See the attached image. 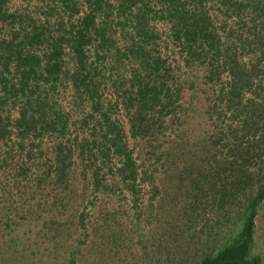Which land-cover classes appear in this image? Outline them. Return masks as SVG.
I'll return each mask as SVG.
<instances>
[{
    "label": "trees",
    "instance_id": "obj_1",
    "mask_svg": "<svg viewBox=\"0 0 264 264\" xmlns=\"http://www.w3.org/2000/svg\"><path fill=\"white\" fill-rule=\"evenodd\" d=\"M85 1L89 10L81 19L74 42L77 63L72 72L75 89L73 109L88 110L85 115L87 123L92 118L96 119L93 126L96 125L97 132L102 131L99 142L105 149L101 153L105 158L114 152L120 154L122 161L118 170L125 180L132 182L129 187L133 193L139 169L133 151L128 149L123 124L113 117L112 110L121 112L130 124L131 135L136 137L163 128L166 121L171 130L188 115L194 118L189 105L196 104L195 98L198 97L191 94L189 103L179 102L185 84H192L194 88L198 81L191 78L188 83L177 82L174 66L167 64L161 55V45L169 46L171 40L180 42L183 51H186L187 61L197 64L201 59H207L211 67L205 77L212 81L220 77L223 68L231 72L227 84L222 83L219 89H213L215 97L207 111L209 117L216 114L229 117L231 121L226 130L218 131L215 125L212 133L203 129L196 139H191L184 131L178 133L181 138L177 146L181 148L184 143L190 142L206 147L198 150L200 156L194 161L195 165L187 167L189 174L196 172L192 184L201 191L208 173L219 175L230 167L238 169L237 172H229L221 189L216 188L218 176L212 179L215 182L208 183L216 193L221 194L213 200L214 206L243 210L239 225L223 242L208 247L209 250L201 254L197 264H260L261 256L254 254L253 247L256 218L264 202V0ZM62 2L72 16L79 10L81 0ZM3 4L4 0H0L2 17L6 16ZM161 19L168 25L167 30L156 26V21ZM16 38L17 34L13 39L0 41V140L6 144L12 142V149L23 151L25 140L41 141L46 135H57L61 131L65 134L68 129V118L55 99L64 36L54 40L44 67L41 58L25 52L28 49L24 46L40 43V33L25 42H17ZM92 46L94 59L90 56ZM248 52H253L255 59L243 61L242 54ZM123 62L128 67L125 72L119 67ZM13 63L14 74L11 71ZM177 64L180 66L182 63L178 60ZM17 69L20 73L18 85L13 80ZM257 77L263 79L257 82ZM41 80H52L53 84L44 88ZM108 80L111 81V88ZM102 84L108 85L107 89L102 88ZM246 89L252 93L250 96L245 97ZM105 91L110 94L106 92L109 95L107 102L102 100ZM17 103H21L20 116L15 120L17 140H12L11 109ZM222 140L227 152L224 161L217 158L215 152ZM159 150L158 162H169L171 166L177 163V149ZM32 152L33 149L28 150V157ZM70 152V146H66L64 141L57 144L55 165L47 169L48 173L52 170L56 172L57 181L67 177ZM204 171L208 173L204 174ZM243 184L244 187L248 184L250 188L248 192L244 190V199H240L238 193L243 190ZM59 202L63 205L62 200ZM79 222L80 226H85L83 217ZM213 222V227L219 223L227 225L228 217L220 214ZM91 242L93 246L94 242ZM108 242L112 244L111 237ZM117 250L114 245L102 247L101 259L113 258ZM81 253L78 244L71 252L68 264H79Z\"/></svg>",
    "mask_w": 264,
    "mask_h": 264
},
{
    "label": "rangeland",
    "instance_id": "obj_2",
    "mask_svg": "<svg viewBox=\"0 0 264 264\" xmlns=\"http://www.w3.org/2000/svg\"><path fill=\"white\" fill-rule=\"evenodd\" d=\"M156 26L161 30L168 27L162 19L156 21ZM168 45L162 44L160 51L167 64L174 66L177 82L188 83L191 78L198 81L194 88L185 84L179 102L187 104L191 94L198 95L195 98L198 106L191 103L189 111L194 118L188 115L171 130L166 121L163 128L136 137L131 135L130 124L121 112L112 110L113 117L123 124L128 149L133 151L139 169L134 193L129 187L132 182L125 180L118 170L120 154L114 152L105 158L101 153L105 151L99 142L102 131L95 130L96 119L85 122L86 109L74 107L67 114L63 109L69 121L66 133L47 135L41 141L25 140L23 151L12 149V142L6 144L0 140V264H68L78 244L82 249L79 264H197L204 251L223 242L238 227L243 210L214 206L213 200L221 194L210 184L218 176L216 188L221 189L229 172L238 169L230 167L219 175L204 171L208 175L201 191L192 184L196 172L189 174L187 167L195 165L200 156L198 150L206 147L190 142L181 148L177 146L181 138L178 133L184 131L196 139L203 129L212 133L215 125L218 131L226 130L230 118L217 114L209 117L207 111L215 97L213 89L227 84L231 72L223 68L217 80L207 79L211 67L207 59L197 64L187 61L180 42L171 40ZM254 55L243 53L241 59L250 62ZM125 63L119 65L124 72L128 69ZM260 79L263 78L257 77L256 81ZM107 83L111 88V81ZM107 86L102 84L104 89ZM106 92L102 96L104 102L110 95ZM251 94L249 89L245 90V97ZM60 141L71 148V164L63 181H57L55 171H47L50 165H55ZM220 144L215 152L224 161L227 156L224 140ZM29 149H33L30 157ZM159 149H177V163L171 166L169 162H158ZM249 188L243 184V190L238 193L240 199H244V190L248 192ZM220 214L227 215L228 224L213 227ZM81 217L85 226L79 225ZM110 237L112 244L108 242ZM113 245L118 247L114 257L101 259V248ZM253 252L261 256L260 264H264V202L256 218Z\"/></svg>",
    "mask_w": 264,
    "mask_h": 264
},
{
    "label": "built area",
    "instance_id": "obj_3",
    "mask_svg": "<svg viewBox=\"0 0 264 264\" xmlns=\"http://www.w3.org/2000/svg\"><path fill=\"white\" fill-rule=\"evenodd\" d=\"M81 5L80 9L71 16L62 0H4L2 10L5 11L6 16L0 15V41L13 39L17 34V42H25L37 32L40 33V43L24 44V46L28 49L25 52H30L41 58L43 67L52 51L54 40L60 35L64 36L60 54L62 66L60 80L56 84L55 99L62 109H65L66 113L72 111L73 102H75L72 72L75 69L77 58L74 42L78 29L81 27V19L89 10V5L85 0L82 1ZM90 52L91 59H94L93 46ZM14 64L11 69L12 74L15 73ZM7 77L10 79L9 75ZM13 80L17 85L19 84L20 73L18 69ZM52 84V80L49 82L41 80V85L44 88H48ZM20 107L21 103H17L11 109L12 140H17L15 120L20 116Z\"/></svg>",
    "mask_w": 264,
    "mask_h": 264
}]
</instances>
